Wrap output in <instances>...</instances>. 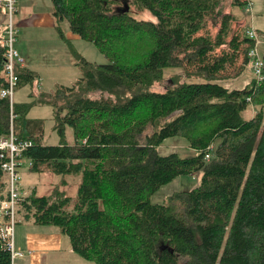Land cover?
Returning <instances> with one entry per match:
<instances>
[{"label": "trees", "instance_id": "trees-1", "mask_svg": "<svg viewBox=\"0 0 264 264\" xmlns=\"http://www.w3.org/2000/svg\"><path fill=\"white\" fill-rule=\"evenodd\" d=\"M248 2L52 0L57 31L82 76L71 86L32 94L31 102L14 101V128L32 141L23 153L31 172L73 174L80 182L74 200L62 194L52 201L33 188L19 220L58 227L72 250L95 264H264V80L240 89L218 83L238 78L249 65L254 41L234 29L239 16L226 12L228 6L248 11ZM64 22L108 63L79 54L61 29ZM5 59L0 41V90L7 86ZM167 67L183 68L187 80L174 75L165 90H156ZM16 73L18 87L39 77L21 65ZM35 104L53 107L58 144L45 143V119L29 117ZM252 105L258 111L247 116ZM10 124V100L0 96V134ZM68 127L74 142L67 140ZM175 136L196 154H160ZM196 172L195 188L166 203L151 201L162 186ZM0 264H12L1 242Z\"/></svg>", "mask_w": 264, "mask_h": 264}, {"label": "rangeland", "instance_id": "rangeland-1", "mask_svg": "<svg viewBox=\"0 0 264 264\" xmlns=\"http://www.w3.org/2000/svg\"><path fill=\"white\" fill-rule=\"evenodd\" d=\"M18 1V3H17ZM260 1V9L264 8V0ZM123 6V4H122ZM16 7L19 8V13H15L13 23L17 30L16 47L19 48L20 54H24L21 48L24 47L26 52L30 55L33 62L39 63L41 68H34L35 72L39 75L33 83L21 85L16 89L14 101L16 103L31 102L34 98L31 96L39 95L40 91L54 92L60 85L71 86L74 82L82 76V71L76 60L72 55L68 43L62 39L58 34L57 25L53 16V3L52 0H16ZM133 14L141 19L155 21L154 16L148 11H138L133 9ZM226 12H233L239 16V21L234 23V29H241L245 33L247 28V19L249 12L245 9L238 7L228 6ZM5 13L4 21L5 26L8 22V14L6 10H2L0 15ZM254 13V12H253ZM261 19L259 24L264 23V15H257ZM53 23V24H52ZM256 28V27H255ZM61 29L67 39H69L75 50L85 57L88 61L95 64L108 63L107 57L99 51V49L91 42L83 40L75 33L71 32L68 22L61 24ZM260 30L264 31L259 27ZM215 31V29L213 28ZM264 42V37L260 36ZM261 55L264 57V44L259 46ZM21 54V55H22ZM25 55V54H24ZM26 56V55H25ZM49 60L54 66L52 67ZM46 61L47 64H46ZM47 65V66H46ZM184 69L181 67H167L164 69V79L161 83L155 85L156 90H165L171 84V79L174 75H182L184 77ZM255 78V73L250 65L244 69L241 76L238 78L223 79L218 83L229 89H240L246 86H251L252 80ZM183 80H187L185 77ZM258 108L252 105L247 111V116L256 115ZM31 118L45 119V143L48 145H55L60 142V134L54 128L55 120L53 116V107L47 104H35L29 111ZM15 127V125H14ZM15 129V128H14ZM66 137L69 142H74L73 133L71 128H67ZM211 153L215 149V144ZM160 154H169L177 152L182 157H191L196 154V151L191 148L188 141L181 137H171L163 142L158 148ZM22 181L20 183L22 188L28 194L31 193V186L36 188L39 195H47L51 200H56L62 194L70 196L73 200L77 196L80 177L77 175H57L51 172L34 173L29 170L27 165L21 169ZM6 176L1 178L0 183H5ZM201 173H194L188 176H180L171 181L170 183L162 186L152 197L153 203H166L169 197L184 190H191L200 184ZM22 217V216H20ZM47 225H38L25 220H20L15 228V242L17 246L19 242H28L26 237V230L31 233H40ZM53 229L59 230L58 227L53 226ZM55 230V231H57ZM60 231V230H59ZM64 237L62 252H49V255H42V262L39 261V254L35 253L29 257H20L15 260L14 264H95V262L87 260L71 248L70 239L67 235L59 232ZM42 237H37V241ZM65 244L68 247H65ZM18 249V247H16ZM50 251V250H49ZM23 252V251H22ZM24 255L27 253L23 252ZM49 261H46V259ZM29 259V260H28Z\"/></svg>", "mask_w": 264, "mask_h": 264}, {"label": "built area", "instance_id": "built-area-1", "mask_svg": "<svg viewBox=\"0 0 264 264\" xmlns=\"http://www.w3.org/2000/svg\"><path fill=\"white\" fill-rule=\"evenodd\" d=\"M0 8H4L8 14V22L4 29L3 37L0 39L6 47V59L4 69L7 76V86L0 90L1 97H7L11 106V124L9 131L0 134V173L6 176L5 192L0 193V242L3 243L11 253V261L24 257V253L17 249L15 242V228L19 223L18 209L28 193L21 187V169L24 165L29 168L32 160L23 156L24 151L32 145V141L21 139L15 134L13 103L16 89L18 88L19 76L16 73L17 65H24L25 58L16 47L17 30L13 18L17 12L16 0H0ZM253 4L248 2L247 10L251 11V23L247 24L245 35L254 41L250 48L249 65L255 73L258 82L264 80V57L261 55L259 46L263 43L253 24ZM250 100V98H249ZM208 149L211 151L213 146ZM211 153H207V159Z\"/></svg>", "mask_w": 264, "mask_h": 264}, {"label": "crops", "instance_id": "crops-1", "mask_svg": "<svg viewBox=\"0 0 264 264\" xmlns=\"http://www.w3.org/2000/svg\"><path fill=\"white\" fill-rule=\"evenodd\" d=\"M248 1H251L253 4V10H252L254 12L253 13V24L256 27L258 34L260 36L264 37V31L259 29V27H260L261 29L264 30V23L259 24L261 19L259 17H257V15H264V8L260 9V5H261L260 1H256V0H248ZM17 3H18V1H17ZM2 10H4V8H0V12ZM16 13H19V8H17ZM4 16H5V13L0 15V39L3 37L4 29H5V21H4V19H2V18H4ZM249 17H250V15H249ZM247 23L248 24L251 23L250 18L247 19ZM56 25H57V22H56ZM17 42H18V40H17ZM262 44H264V42ZM21 49L24 52V54L26 55L25 56L24 54L21 53L22 56L25 58V63H24V65H22L23 67H27L29 69H32L33 71H35L34 68L39 69V68L43 67L39 63H35L32 61V59L30 58V55L26 52L24 47ZM47 62L48 61H46V64H47ZM49 62H50V64H48V66L51 65L53 67L54 64H52L50 60H49ZM31 189H33L32 186H31ZM24 190H27V189L24 188ZM25 221L34 223L32 220H25ZM44 228H49V229H44L40 233H31L30 231L28 232L26 230V237L28 238V242L24 243V242L20 241L18 246L16 243V246L18 247L19 250L27 253L26 255H24L25 258L32 256L35 253H38L39 254V257H38L39 261L42 262L41 258L43 256L42 255L43 253H45V255H47V254L49 255V252H62L63 251L62 248H63L64 237L59 234V232L62 233L61 231H59L60 229L59 230L53 229L52 225L44 226ZM55 230H57V231H55ZM37 237H42V238L35 241L34 239ZM65 247H68V245L65 244ZM46 261H49V259L47 258Z\"/></svg>", "mask_w": 264, "mask_h": 264}, {"label": "water", "instance_id": "water-1", "mask_svg": "<svg viewBox=\"0 0 264 264\" xmlns=\"http://www.w3.org/2000/svg\"><path fill=\"white\" fill-rule=\"evenodd\" d=\"M130 10L129 8V4L128 3H125V7L123 9L124 12H128Z\"/></svg>", "mask_w": 264, "mask_h": 264}, {"label": "bare ground", "instance_id": "bare-ground-1", "mask_svg": "<svg viewBox=\"0 0 264 264\" xmlns=\"http://www.w3.org/2000/svg\"><path fill=\"white\" fill-rule=\"evenodd\" d=\"M20 83V82H19Z\"/></svg>", "mask_w": 264, "mask_h": 264}]
</instances>
